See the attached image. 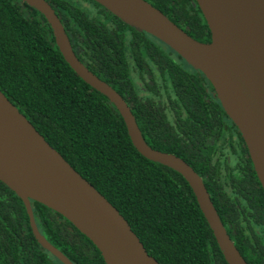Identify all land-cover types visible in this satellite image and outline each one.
<instances>
[{"label": "trees", "instance_id": "16d2710c", "mask_svg": "<svg viewBox=\"0 0 264 264\" xmlns=\"http://www.w3.org/2000/svg\"><path fill=\"white\" fill-rule=\"evenodd\" d=\"M46 1L72 35L79 61L130 107L148 146L181 158L200 176L246 263L264 264V193L203 74L92 0ZM144 1L194 40L210 42L194 0ZM0 91L117 209L159 264H227L187 182L136 151L116 108L75 74L43 15L21 0H0ZM31 206L40 234L73 264H105L65 218ZM0 264H62L38 244L23 202L1 182Z\"/></svg>", "mask_w": 264, "mask_h": 264}, {"label": "water", "instance_id": "95a60500", "mask_svg": "<svg viewBox=\"0 0 264 264\" xmlns=\"http://www.w3.org/2000/svg\"><path fill=\"white\" fill-rule=\"evenodd\" d=\"M49 24L65 62L118 111L136 151L180 174L189 185L227 264H247L223 226L200 176L181 158L145 142L130 107L76 57L46 0H21ZM122 23L146 33L203 74L240 133L264 193V0H194L211 40L200 43L144 0H92ZM0 182L23 202L38 244L62 264H73L38 231L31 202L58 213L100 252L105 264H159L127 221L54 149L0 91Z\"/></svg>", "mask_w": 264, "mask_h": 264}, {"label": "flooded vegetation", "instance_id": "af4514ba", "mask_svg": "<svg viewBox=\"0 0 264 264\" xmlns=\"http://www.w3.org/2000/svg\"><path fill=\"white\" fill-rule=\"evenodd\" d=\"M99 13L103 16L102 18L104 19V20H107L109 23H116L115 21H113L110 17H108L104 12H102L101 10H99ZM107 24V29H109V30H111V27H110V24ZM117 25V24H116ZM117 26H115V28H116ZM68 38L69 39H71L72 38V35H70V37H69V34H68ZM121 38H122V40H128V37H127V34H122L121 35ZM71 44V43H70ZM71 47H72V45H71ZM73 49V48H72ZM74 51V53H77V52H75L76 50L74 49L73 50ZM77 56V55H76ZM83 64V63H82ZM85 66V65H84ZM133 77H141V76H138V75H134ZM145 77H150L149 75H146ZM212 88V87H211ZM212 90H213V88H212ZM212 96H215V92H214V90L212 91Z\"/></svg>", "mask_w": 264, "mask_h": 264}, {"label": "rangeland", "instance_id": "374dc122", "mask_svg": "<svg viewBox=\"0 0 264 264\" xmlns=\"http://www.w3.org/2000/svg\"><path fill=\"white\" fill-rule=\"evenodd\" d=\"M84 7H87L86 5H84ZM91 16H92V18H95V19H97L98 18V16L92 11L91 13Z\"/></svg>", "mask_w": 264, "mask_h": 264}]
</instances>
